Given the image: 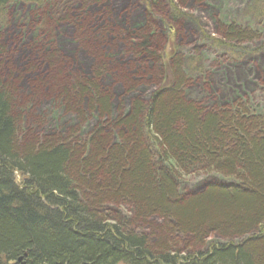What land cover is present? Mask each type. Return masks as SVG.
<instances>
[{
  "label": "trees",
  "instance_id": "obj_1",
  "mask_svg": "<svg viewBox=\"0 0 264 264\" xmlns=\"http://www.w3.org/2000/svg\"><path fill=\"white\" fill-rule=\"evenodd\" d=\"M13 1L45 0H0V22ZM150 32L139 31L136 51L156 61ZM218 34V46L264 39L231 25ZM176 52L166 74L155 62L150 99H133L115 120L95 81L64 79L48 56L53 92L74 111L87 99L105 121L83 138L74 129L41 137L20 131L0 45V264H264V118L248 100L222 111L186 102ZM105 72L102 62L96 79ZM188 176L224 182L182 196ZM215 234L224 241L208 243Z\"/></svg>",
  "mask_w": 264,
  "mask_h": 264
},
{
  "label": "rangeland",
  "instance_id": "obj_2",
  "mask_svg": "<svg viewBox=\"0 0 264 264\" xmlns=\"http://www.w3.org/2000/svg\"><path fill=\"white\" fill-rule=\"evenodd\" d=\"M171 3L177 5L179 18L175 21L168 11ZM261 7L264 0L11 2L0 22L2 77L15 87L14 97L20 99L21 133L52 137L74 129L76 137L83 138L105 121L100 120L98 111L90 109L87 99L74 111L53 92V73L47 60L51 55L57 57L64 79L96 82L110 99L111 120L121 111L127 113L133 99H150L157 89V85H150L158 80L155 62L166 74L174 51L183 60L186 102L222 111L248 100L249 112L264 118V39L217 45L221 27L231 25L262 35L264 17L257 16ZM145 28L155 41L156 61L145 60L136 51L139 31ZM102 62L106 72L96 79L95 71ZM222 179L188 176L179 184L178 193L200 194L207 184H221ZM223 241L215 234L207 242Z\"/></svg>",
  "mask_w": 264,
  "mask_h": 264
}]
</instances>
